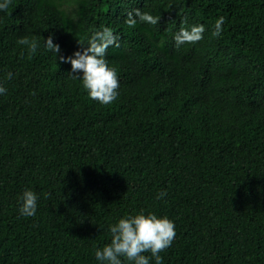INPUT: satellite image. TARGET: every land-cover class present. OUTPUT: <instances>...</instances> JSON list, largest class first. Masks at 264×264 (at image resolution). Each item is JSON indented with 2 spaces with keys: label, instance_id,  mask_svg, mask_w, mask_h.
Wrapping results in <instances>:
<instances>
[{
  "label": "trees",
  "instance_id": "1",
  "mask_svg": "<svg viewBox=\"0 0 264 264\" xmlns=\"http://www.w3.org/2000/svg\"><path fill=\"white\" fill-rule=\"evenodd\" d=\"M136 8L159 23L127 26ZM197 23L204 38L176 48ZM102 25L120 39L106 106L43 48L51 33L70 55ZM0 81V264H98L107 226L141 209L175 222L162 264H264V0H12ZM25 187L34 217L17 212Z\"/></svg>",
  "mask_w": 264,
  "mask_h": 264
},
{
  "label": "clouds",
  "instance_id": "2",
  "mask_svg": "<svg viewBox=\"0 0 264 264\" xmlns=\"http://www.w3.org/2000/svg\"><path fill=\"white\" fill-rule=\"evenodd\" d=\"M12 0H0V13L6 12ZM161 17L139 8L127 12L124 23L135 27L138 23L149 26L157 25ZM225 17L218 16L213 23L211 36L220 37L224 31ZM205 25L192 24L181 26L174 34L176 48L185 44H195L204 38ZM77 38L79 48L70 55L61 53L59 43H54V35L49 34L43 39V48L50 52L57 61L70 64L68 76L80 82L89 99L99 105L113 103L119 94V78L115 67L109 64L106 55L108 49L119 48L120 39L109 26L94 29L87 37L86 43ZM17 43L26 46L29 54L37 52L39 44L35 38L21 36ZM6 79H12L13 73L8 72ZM8 92L0 81V96ZM167 195L159 191L155 200H162ZM40 194L30 187H25L17 197V212L21 217H34L37 214ZM110 242L96 247L94 257L98 264H162L160 253L172 246L176 236L175 222L166 215L141 209L135 214H127L107 226ZM145 253H148L146 255Z\"/></svg>",
  "mask_w": 264,
  "mask_h": 264
}]
</instances>
